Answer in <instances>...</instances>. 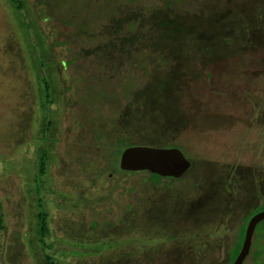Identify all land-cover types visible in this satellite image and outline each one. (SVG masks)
I'll list each match as a JSON object with an SVG mask.
<instances>
[{
	"label": "rangeland",
	"instance_id": "374dc122",
	"mask_svg": "<svg viewBox=\"0 0 264 264\" xmlns=\"http://www.w3.org/2000/svg\"><path fill=\"white\" fill-rule=\"evenodd\" d=\"M106 1L94 10L115 6L116 21L77 0H20V9L0 0V264H45L23 231L22 203L38 207L41 149L61 184L43 182L41 195L64 205L53 213L51 236L64 240L53 241L57 261L49 247L50 263L226 264L240 217L264 212V0ZM129 12L147 35L133 45L126 25L125 47L113 49ZM165 16L178 23L173 38L158 27ZM79 24H91V37ZM120 143L175 145L191 167L176 180L122 178L112 166ZM201 198L211 202L203 215ZM253 237L264 264V218Z\"/></svg>",
	"mask_w": 264,
	"mask_h": 264
},
{
	"label": "flooded vegetation",
	"instance_id": "af4514ba",
	"mask_svg": "<svg viewBox=\"0 0 264 264\" xmlns=\"http://www.w3.org/2000/svg\"><path fill=\"white\" fill-rule=\"evenodd\" d=\"M79 3H80V5H81V11H83L82 9H85L86 11H88V9L89 8H92V10H93V12H95L94 11V8H98V6H99V3L98 2H92V1H90V3H89V1L88 0H77ZM119 1H122V4L121 5H124V3L126 2L127 3V1L128 0H126V1H123V0H119ZM166 1V0H165ZM170 0H167V2H169ZM172 1V0H171ZM94 5H96V6H94ZM124 8V6L122 7V9ZM78 10H79V8H78ZM91 9H90V11H92ZM71 15V17H73V16H75V14L74 13H70ZM92 15H93V13H92ZM99 15V13H97V16ZM95 17V16H94ZM99 18V17H98ZM89 25H91V24H88V25H85V27L82 29L83 30V34H84V39H86V36L88 37V32L89 33H92V32H90V26ZM129 27H131V25L133 26L132 28H134V31H132V29H128V28H126V29H124L123 31L124 32H120V31H122V30H120V28L117 30L118 31V34H116V36L115 35H113V36H115V37H117V44H115V46H113V45H110V46H112V48L113 49H116V48H120L121 46H124L125 44V41H126V39H127V36H129V34L127 35L125 32H131V35L129 36L131 39H129L128 38V40L129 41H132L133 42V45H135V43L136 42H138L139 40L137 39V37H138V35H141V34H138V32H137V23L135 24V23H133V21H131L129 24H127ZM136 26V27H135ZM144 32V31H143ZM147 32H144V36H146L147 34H146ZM125 35V36H124ZM127 35V36H126ZM143 36V37H144ZM140 38V37H139ZM125 39V41H123ZM124 42V43H123ZM131 42V43H132ZM132 45V46H133ZM105 47V46H104ZM109 46H107V48H108ZM125 47V46H124ZM141 47H142V45L140 44V49H141ZM142 49H144V48H142ZM115 51V50H114ZM116 52V51H115ZM71 59V58H70ZM72 61H73V63L74 62H76V60L74 61V59L72 58L71 59ZM144 66V67H143ZM143 66H141V68H147L145 65H143ZM48 79V78H47ZM50 79H48V81H49ZM50 82V81H49ZM50 85H51V83H50ZM162 85H163V87H166L165 85H164V82L162 83ZM42 92H43V82H42ZM42 102L44 101V104H43V106L44 107H46V106H48L47 105V103H46V99H45V97H44V92L42 93ZM51 99H52V86H51ZM159 99H161V97H159V98H157L156 99V101H158ZM51 104H52V102H51ZM50 104V105H51ZM50 105H49V111H48V113H49V116H50V118H44V119H47L46 121H47V124H46V129H49L50 128V126H51V112H50ZM162 108V107H161ZM163 109V108H162ZM43 121V120H42ZM40 130H39V133H40V135L41 136H46V137H50V135H47V133H48V131H46V133H44V132H42L41 131V128H39ZM51 134V133H50ZM120 142H121V140H120ZM170 144V143H169ZM126 145H128L127 147H129V146H134V145H145V146H153V145H147V144H144V143H139V144H136V143H120V146H121V148H124V149H126L125 148V146ZM156 145V146H155ZM154 146L155 147H165V145L163 146H159V145H157V144H155ZM167 145V144H166ZM170 147H176L175 145L174 146H170ZM120 148V149H121ZM178 148V147H177ZM119 149V150H120ZM124 149H123V151H124ZM118 150V151H119ZM122 151V152H123ZM122 152H120V154H119V152H118V154H119V156H116V157H118V161H119V163L116 161L115 162V160H114V162L112 163V166H113V168L116 170V172H117V175H120L122 178H126L127 177V175H133V174H139V173H148L149 174V177H150V179L153 181V182H155V181H157V182H160V181H162V180H166V179H169V180H176V179H181V178H183L184 177V175L186 174H184L182 177H179V178H175V177H172V176H161V175H159V174H157V175H159L160 177L158 178H156V179H154L153 178V174H156V173H151L150 171H148V170H140V171H128V170H123V169H121V167H120V157H121V155H122ZM191 161V160H190ZM49 162H50V158L48 157V154H47V151L46 150H43V149H41L40 150V153H39V156L36 158V163H37V171H38V174H39V177H40V179L41 180H43V182H45V181H47V182H50L51 181V174H50V171H51V166L49 165L48 166V164H49ZM190 169V168H189ZM188 169V170H189ZM121 170H123V171H121ZM48 172V173H47ZM118 172H121L122 174H118ZM128 172H132V173H128ZM254 172V171H253ZM95 174V173H94ZM112 174H110V176H111ZM102 177V176H101ZM40 181V180H39ZM43 182H37V188H38V196H36L35 197V202H36V205L40 208V210H39V208L37 207V209L35 210V211H33L32 213H31V211H30V209H29V207L27 206V207H25V204H24V201L22 202L23 203V207H24V209H23V217H24V221H25V228H24V232H26V233H29V235H30V238L32 239L31 240V243H32V246L34 247V249L36 250L35 252H36V255H37V260L40 262V261H44L45 262V264H52V263H50V261L52 260V258H51V255H49V247L51 246V244H53V241H57V240H59V241H62V240H64L63 238H59V239H53V237L51 236V231H53L54 229L52 228V226H51V224H52V221H53V213L55 212V211H58V210H60L61 212H64V211H62L61 209H63V207H64V205H62V204H60L59 205V201L61 202V200L60 199H58V197L57 196H55V195H53V194H50V195H47V196H42L41 195V192H43V187H44V185L43 184H45V183H43ZM52 183H56L57 185H61L60 183H58L57 182V180H54V181H51ZM229 185V184H228ZM228 187V186H227ZM226 191H227V188H226ZM232 191H233V189H232ZM219 192V191H218ZM227 192H229V191H227ZM23 193H24V189H23ZM220 193H221V191L219 192V196H221L220 195ZM230 193V192H229ZM232 193V192H231ZM230 193V194H231ZM227 194V193H226ZM224 195V194H223ZM230 197H231V195H229ZM232 196H233V194H232ZM24 197V196H23ZM230 197H228V202H230V206L231 207H234L233 206V199H234V197L232 198V200L230 199V201H229V198ZM217 198H219V197H217ZM24 199V198H23ZM206 199L207 198H201V199H199V201H198V207L199 208H201V206L203 205V203H205V201H206ZM64 204H65V202H63ZM208 203V202H207ZM207 203H205V206L207 205ZM258 204H256L255 206H253V207H256ZM211 207V202H210V204L208 205V206H206L205 208H203L204 210H199V212H202V215L203 214H205V212L204 211H206V212H208L209 211V208ZM252 207V208H253ZM198 208V209H199ZM232 209V208H231ZM251 209V208H250ZM250 209L248 210V212L249 213H244V215L242 216V217H240L241 219V221L238 223V225H237V231H236V235H235V240L233 241V243L231 244V246L229 247V249H228V252H227V255H226V264H233L234 262H235V260H236V258L238 257V255H239V253L241 252V250H242V247H243V244H244V240H245V237H246V233H247V229H248V226H249V223H250V221H251V219L254 217L253 215L255 214V213H253V214H251V211H250ZM257 213V212H256ZM256 215V214H255ZM27 217V218H26ZM252 217V218H251ZM40 218H42L44 221H45V226L47 227V232L45 233V235L44 236H41V234L39 233V227L41 226V221H39V219ZM230 219H232L231 218V216L229 217ZM228 218V219H229ZM251 218V219H250ZM226 221H228V220H221L220 221V223H219V225L218 226H221V227H223V229H226V230H229V228H227L226 227ZM249 221V222H248ZM258 224V223H257ZM256 224V225H257ZM33 225V226H32ZM4 227V226H3ZM256 227V226H255ZM211 229V228H210ZM217 230V229H216ZM215 230V231H216ZM255 230V229H254ZM22 231V232H23ZM218 231V230H217ZM203 235V234H202ZM205 235V234H204ZM50 236V239H51V241H49V242H47V237H49ZM206 236V235H205ZM209 236V235H208ZM253 236H254V232H253ZM252 236V242H251V246H250V250H249V253L247 254V256L245 257V259H244V261L246 262V261H248V259L252 256V258H255L254 260H255V264H257L256 263V261L258 260L257 258L259 257V255L260 254H255V253H252V245H253V239H254V237ZM242 241V243H241V247L238 249V252H237V254H236V256L235 257H233L234 255H233V250H234V248H235V246H236V244H239V241ZM54 245V244H53ZM68 245V244H67ZM196 245H200V244H196ZM52 249V251L51 252H53L54 253V257H55V260H56V254H57V251L59 250L58 248H56V246L54 245V248L52 247L51 248ZM57 261V260H56ZM244 261H243V263H244ZM40 264H42V262H40Z\"/></svg>",
	"mask_w": 264,
	"mask_h": 264
},
{
	"label": "water",
	"instance_id": "95a60500",
	"mask_svg": "<svg viewBox=\"0 0 264 264\" xmlns=\"http://www.w3.org/2000/svg\"><path fill=\"white\" fill-rule=\"evenodd\" d=\"M120 167L128 171L148 170L161 176L182 177L191 167V161L177 147L129 146L122 152ZM264 218L260 212L251 219L241 252L233 264H243L249 253L256 224Z\"/></svg>",
	"mask_w": 264,
	"mask_h": 264
},
{
	"label": "trees",
	"instance_id": "16d2710c",
	"mask_svg": "<svg viewBox=\"0 0 264 264\" xmlns=\"http://www.w3.org/2000/svg\"><path fill=\"white\" fill-rule=\"evenodd\" d=\"M12 3H13V5H15L17 8H21V2H20V0H10ZM90 1H92V2H99L100 0H90ZM123 1H126V0H123ZM106 2H108V4L110 5L111 4V1L110 0H107ZM169 4H171V0L168 2ZM108 7V13H106L105 11H104V13L103 14H99L98 16H97V11L96 10H94L95 12H93V10H92V8H90L91 10H92V13H93V16H95L96 18L97 17H99L100 18V20H106V17H107V20L106 21H110V20H114V21H116L115 19H113V18H111V19H109L110 17H112V16H114L115 15V12H116V10H117V8H115V6H114V9L113 8H110V6H108L107 5V3H105V6H104V9H105V7ZM121 6H124V5H121ZM120 8H122V7H120ZM124 10H122V12H123ZM153 11V10H152ZM105 13H106V15L107 16H105ZM153 13H154V15H156L157 13H160V12H158L157 10H154L153 11ZM130 14H132V12H129V13H127L126 15H127V18L126 19H124V18H122V19H119V20H117V21H119L120 22V26H119V28H120V30H122V31H120L121 33L122 32H124L123 30L124 29H126V28H129V27H126V25L127 24H129L131 21H130V19H132V18H130L132 15H130ZM157 16V15H156ZM118 18V17H117ZM168 17L167 16H165L164 18L163 17H160L158 20H159V22H160V24L158 25V27H160L161 29H162V37H164V38H173V37H175L174 35H173V33H175L176 32V30H177V25H178V23L176 22V20H174V19H171V20H169V19H167ZM144 20V19H143ZM73 21V20H72ZM125 22V24H123V22ZM140 19H136V22H135V24L137 23V24H139L140 23ZM122 22V23H121ZM116 24V23H115ZM81 27H82V24H79ZM90 26V25H89ZM85 26L83 25V27L82 28H79V31H80V35H82V36H84V34H83V28H84ZM108 26H106L105 25V28H104V30L107 28ZM140 31V30H139ZM105 33L107 34V33H109V31H106L105 30ZM91 34L92 33H89L88 32V37L86 36V39L87 38H89V37H91ZM140 34L141 35H143L142 34V32H140ZM85 40V39H84ZM117 37H115V43L114 44H112V45H115V44H117ZM124 43V42H123ZM75 61V60H74ZM43 92H44V97H45V99H46V103H47V105H48V108H49V105L51 104V102H52V99H51V85H50V82L48 81V79H47V77H43ZM123 149L124 148H121L120 149V152H122L123 151ZM121 171H123V170H121ZM159 178L160 176L159 175H157V174H153V178L154 179H156V178ZM39 221H41V226L39 227V233L41 234V236H44L45 235V233L48 231L47 230V227L45 226V221L42 219V218H40L39 219ZM241 243H242V241L240 240L239 241V244H236V246H235V248H234V252H233V257H235L236 256V254H237V252H238V249L241 247Z\"/></svg>",
	"mask_w": 264,
	"mask_h": 264
}]
</instances>
